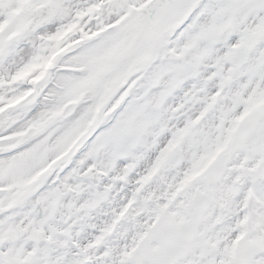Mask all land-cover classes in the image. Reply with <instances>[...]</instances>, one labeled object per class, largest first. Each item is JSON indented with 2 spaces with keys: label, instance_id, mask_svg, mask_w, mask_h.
I'll list each match as a JSON object with an SVG mask.
<instances>
[{
  "label": "snow or ice",
  "instance_id": "1",
  "mask_svg": "<svg viewBox=\"0 0 264 264\" xmlns=\"http://www.w3.org/2000/svg\"><path fill=\"white\" fill-rule=\"evenodd\" d=\"M0 264H264V0H0Z\"/></svg>",
  "mask_w": 264,
  "mask_h": 264
}]
</instances>
